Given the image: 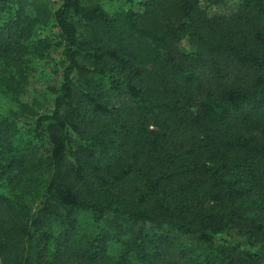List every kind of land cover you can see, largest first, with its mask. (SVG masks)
Wrapping results in <instances>:
<instances>
[{"label": "trees", "instance_id": "1", "mask_svg": "<svg viewBox=\"0 0 264 264\" xmlns=\"http://www.w3.org/2000/svg\"><path fill=\"white\" fill-rule=\"evenodd\" d=\"M106 1L0 0V264H264V0Z\"/></svg>", "mask_w": 264, "mask_h": 264}, {"label": "rangeland", "instance_id": "2", "mask_svg": "<svg viewBox=\"0 0 264 264\" xmlns=\"http://www.w3.org/2000/svg\"><path fill=\"white\" fill-rule=\"evenodd\" d=\"M16 3L12 7L11 13L14 12L17 1L15 0ZM22 1L23 3H27L31 0H19ZM84 2H87L89 0H82ZM91 1V0H90ZM99 1L103 4V6L108 10V11H115L118 9H121V7L124 5L122 2H112V1H106V0H96ZM3 13V11H1ZM58 31L57 26L55 23L50 20V23L47 24L46 26H39L36 28L31 36V39H37L39 37H43L45 35H52L56 34ZM61 60V48L57 47L55 48L54 51H51L50 54L45 55L43 57L39 64H37L39 67L37 70L33 73L32 78H31V89H35L36 92L42 91L47 85H58L60 82V70H59V62ZM127 102L126 96H114L112 98V104H118V103H125ZM48 103V104H47ZM48 107H51V95L48 97V100L46 102ZM9 102L5 97H3L0 94V114L4 113L5 110L8 109L9 107Z\"/></svg>", "mask_w": 264, "mask_h": 264}, {"label": "built area", "instance_id": "3", "mask_svg": "<svg viewBox=\"0 0 264 264\" xmlns=\"http://www.w3.org/2000/svg\"><path fill=\"white\" fill-rule=\"evenodd\" d=\"M50 1L56 2V1H59V0H50Z\"/></svg>", "mask_w": 264, "mask_h": 264}]
</instances>
